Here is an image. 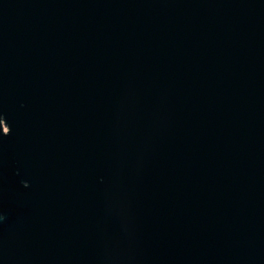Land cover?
Segmentation results:
<instances>
[{
  "label": "water",
  "instance_id": "95a60500",
  "mask_svg": "<svg viewBox=\"0 0 264 264\" xmlns=\"http://www.w3.org/2000/svg\"><path fill=\"white\" fill-rule=\"evenodd\" d=\"M0 264H264V0H0Z\"/></svg>",
  "mask_w": 264,
  "mask_h": 264
}]
</instances>
